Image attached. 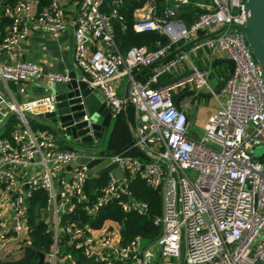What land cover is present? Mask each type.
<instances>
[{
  "label": "built area",
  "instance_id": "1",
  "mask_svg": "<svg viewBox=\"0 0 264 264\" xmlns=\"http://www.w3.org/2000/svg\"><path fill=\"white\" fill-rule=\"evenodd\" d=\"M66 1L74 5V59L83 70L81 78L106 103L112 118L127 104L132 106L135 134L128 148L142 154L60 147L64 137L57 128L32 126V115L54 109L51 92L24 102L8 101V111L17 122L0 135V241L20 236L19 248L31 244L28 201L33 190L42 189L46 202L40 217L52 232L45 264H81L78 252L89 260L87 264H151L158 255L179 257L181 245V264H264V153L254 154L255 145H264V77L239 28L248 15L246 0H209L189 24L177 16L180 3L187 0H171L162 9L157 0H143L134 29L157 31L168 42L152 50L133 45L124 52L113 25L119 21L126 27L124 0H48L45 4L17 0L4 6L9 23L0 39V52L17 47L31 28L60 34L70 21ZM230 24L236 27L206 35L214 31L213 26ZM91 39L97 45L88 54ZM190 40L187 48L170 54L176 44ZM201 48L222 52L234 62L232 74L218 92L209 70L190 57ZM184 61L190 64L189 74L154 85ZM156 62L146 79L135 77L137 70ZM41 74L30 61L0 63L4 82H25ZM44 76L50 89L55 82L70 79L68 71ZM120 76L129 82L127 97L117 91L115 81ZM186 84L210 92L219 103L199 135L190 133L187 113L174 101V94ZM82 108L84 113L72 124L85 121L77 129H86L75 139L98 144L93 120ZM85 135L89 140L82 139ZM79 157L117 162L122 173L116 176L112 167L98 174L87 161L68 169ZM136 175L159 193L160 208L151 217L159 229L154 238L136 234L128 239L116 218L105 217L94 226L78 214L80 210L93 217L114 199L124 212L147 214L148 204L128 189ZM100 176L105 180L92 188L90 196L86 185ZM69 213L75 217L63 222L62 216Z\"/></svg>",
  "mask_w": 264,
  "mask_h": 264
},
{
  "label": "crops",
  "instance_id": "2",
  "mask_svg": "<svg viewBox=\"0 0 264 264\" xmlns=\"http://www.w3.org/2000/svg\"><path fill=\"white\" fill-rule=\"evenodd\" d=\"M208 1L209 0H199L196 2V4L206 9V5ZM171 3H172L171 0H162V4L160 5V3L158 2V6L160 9H162L166 4L168 5ZM141 6L142 3L133 9L132 11L133 20L135 19V15L140 12ZM66 10L70 21L69 24H67V27L60 34L52 35L48 31L31 28L27 36L23 40H21V42L17 47L8 50H3L0 52V63H5V62L13 63L20 60H26L35 63L42 72L40 76L31 78L25 82H15V81L4 82L3 80L0 79V135H6L9 130V127H11L12 124L17 122L15 116L10 114L8 111V107H7L8 101L14 99L17 102H24L36 98H42L43 96L47 95L51 91V89L47 85L46 78L44 76V74L47 72L68 71L69 74L71 72H75L76 74L77 73L81 74L83 72L82 68L74 59V37H73L74 25L71 23V19L75 15L73 3L66 1ZM7 26L8 23L0 24V39L3 37L7 29ZM217 28L219 27L213 26L212 30H216ZM187 42L188 41H184L178 43V45L176 44L175 48L170 53L173 54L177 52L175 51L177 48H180V50L187 48V46L183 47L184 44ZM95 45H97L96 40L93 39L89 40L88 50H87L88 54H90V52L95 48ZM225 57H226L225 54L222 52L211 53L209 50L208 53L206 54L205 59L210 60L212 62V65H215L217 63H221L220 60ZM156 64L157 62L150 65L149 67L145 66L140 68L139 70L136 71L135 77L138 80L146 79L148 75L154 70ZM189 70H191L189 62L184 61L176 69L162 74L160 76L159 82H166L169 79L177 75L183 74ZM65 82L66 81H57L53 84V88L61 90L63 89ZM115 84L118 93L124 95L127 90V86L129 84L127 77L126 76L118 77L115 81ZM215 84L216 85H214V87L216 89L217 86H219L220 81L215 82ZM21 88H23V90H21ZM189 90H195V89L189 84L180 87L179 90L174 94V98L178 97L177 105L182 107L187 113L190 123L189 124L190 133L193 135H199L202 132V127L200 126L201 127L200 128L197 125H195L196 128L191 127V124H195L197 113L199 110V101H196L195 94L200 96L212 95L215 98V101L217 102L215 103L214 110L211 111L210 113L214 112L217 109L219 103L215 95L211 93L210 94L199 93V92H207V91L195 90L194 93H187ZM130 107L132 108L130 104H127L123 110L124 113L127 114V111ZM127 122H128L130 139L133 140L135 134V123H136L134 112L132 113V116L130 118L128 117ZM6 124L8 125V128L6 127ZM47 125L50 126L49 122L43 117L39 116V113L32 115L33 127L37 128ZM61 145L62 144L60 143V147H62ZM129 145L125 146L122 150H126L128 153L132 155H137L141 157L142 153L138 149L128 148ZM134 150L137 151V154H134ZM7 212L8 211H6L5 214H7ZM19 246H20V236H9L6 240L0 241V254L14 252L18 250ZM157 258L161 259L163 257L158 255ZM157 258H155L154 264L157 263Z\"/></svg>",
  "mask_w": 264,
  "mask_h": 264
},
{
  "label": "trees",
  "instance_id": "3",
  "mask_svg": "<svg viewBox=\"0 0 264 264\" xmlns=\"http://www.w3.org/2000/svg\"><path fill=\"white\" fill-rule=\"evenodd\" d=\"M17 0H0V24L9 23V18L4 14L5 4H13ZM40 4H45L47 0H39ZM143 0H124L121 7L125 18V28L122 22H114L115 38L121 51L133 45H146L149 49H156L159 46L165 45L168 42L166 35L154 30L136 31L133 29L132 11L135 7L140 5ZM160 5L162 0H157ZM199 0H187L180 3L177 16L181 18L186 24L193 21L195 16L205 9L198 6L196 2ZM3 12V14H2ZM133 109L130 107L127 114L121 111L116 115V121L113 127L112 134L109 140V148L114 151H121L125 146L132 141L128 129V117L132 116ZM8 128V125L6 124ZM134 154L137 151L134 150ZM105 180L104 176L89 181L86 185L88 194L92 196V188ZM128 189L138 199L145 201L148 204L149 212L147 214H138L133 211L124 212L117 199H114L104 206H102L95 216L90 217L83 211L78 210V214L83 220H88L92 225L96 226L101 223L105 217H114L121 222V233L126 238H131L136 234H141L145 237L154 238L158 233V227L155 226L151 217L154 213L159 211L160 198L158 191L148 185L144 179L139 176H133L128 182ZM46 194L42 189H35L28 201V222L30 224V238L31 244L25 245L18 250L0 254V264H45L44 261L39 262V252H47L49 245L52 242V232L47 224L40 217L41 208L45 205ZM72 213L64 214L62 221L74 218ZM79 261L81 264L89 263V260L82 257L79 252Z\"/></svg>",
  "mask_w": 264,
  "mask_h": 264
},
{
  "label": "water",
  "instance_id": "4",
  "mask_svg": "<svg viewBox=\"0 0 264 264\" xmlns=\"http://www.w3.org/2000/svg\"><path fill=\"white\" fill-rule=\"evenodd\" d=\"M246 8L248 10L246 22L243 26H239V28H241L245 32L247 42L250 45L256 60L262 68V74L264 77V0H246ZM226 27L236 26L234 24L222 25L206 35H213L225 29ZM192 41L193 40L188 41L184 44L183 47L188 46L190 43H192ZM178 50H180V48H177L175 51ZM220 61L227 62L229 64V70L223 80L220 82L219 86H217V88L215 89V92H218L222 88L234 69V62L230 58L225 57ZM190 72L191 70L186 71L185 73L177 75L166 82H158L154 85L157 86L173 82L189 74ZM50 92L54 95L55 107L51 111L40 112L39 116L46 119L49 122L50 126L57 128L63 135H69L72 138H75L78 134L83 133L86 129H77V127L82 126L85 121H81L75 125L72 124L75 119H78L80 116H82V114L84 113L82 107L84 106L85 110L93 120L92 127L94 128L95 134L98 136V144L103 142L107 129L110 126L112 120V114L106 103L102 101L96 94V91L91 90L87 86V82L81 78V74L71 72L70 79L64 83L63 89L59 90L53 88ZM194 92L195 90H189L187 93ZM199 93L210 94V92ZM124 95L127 97V90ZM80 100H83V104L80 103ZM174 101L177 105L178 97L175 98ZM82 139L89 140V136H82ZM85 161H87V164L92 168V171H96L98 174H102L112 167L116 176H120L122 173L121 169L117 166V162L109 163V161L106 159L97 163L96 160H87V158L79 157L74 161H71L67 165V168L70 169L72 166L76 165L77 162ZM43 260L44 253L39 252V262H42ZM181 263L182 245L179 262L177 264Z\"/></svg>",
  "mask_w": 264,
  "mask_h": 264
},
{
  "label": "rangeland",
  "instance_id": "5",
  "mask_svg": "<svg viewBox=\"0 0 264 264\" xmlns=\"http://www.w3.org/2000/svg\"><path fill=\"white\" fill-rule=\"evenodd\" d=\"M208 51H209L208 48H201V49L195 51L194 53H191L190 57L194 60V62L197 65L203 66L204 68L209 70V79L211 80V83L213 85H216L215 82H219V77L224 76L228 72L229 66H228L227 62H221V63H217L215 65H212V62L210 60L205 59ZM195 98H196V101H199V110L197 113V118H196L195 124H191V127H193V128L195 127V125H197L199 127L203 126V124L205 123V121L207 119V116L209 115V113L211 111L214 110L215 103L217 102V101H215V98L212 95L200 96V95L195 94ZM201 103H203V104H201ZM115 121H116V117H114L111 120L110 126L107 129L104 140L100 144L90 143L87 141H80L78 139L72 138L69 135H67V136L63 135L62 133L61 134L64 137L63 138L64 141L60 140V143L63 146H72V147H76V148H79L82 150H95V151H99L101 153H106L109 150V140H110L112 131H114L113 127H114ZM262 153H264V145H255L254 154L256 156H261ZM262 163L264 164V158H262ZM146 242H147L146 239L142 240L143 244ZM182 254H183V245H182ZM154 260L151 262V264H154ZM178 262H179V257L170 256V257L161 258V259L157 258L156 264H169V263L177 264Z\"/></svg>",
  "mask_w": 264,
  "mask_h": 264
}]
</instances>
